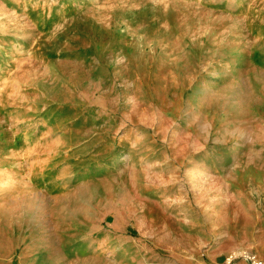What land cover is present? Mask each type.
Here are the masks:
<instances>
[{"label":"rangeland","instance_id":"obj_1","mask_svg":"<svg viewBox=\"0 0 264 264\" xmlns=\"http://www.w3.org/2000/svg\"><path fill=\"white\" fill-rule=\"evenodd\" d=\"M69 254L264 264V0H0V264Z\"/></svg>","mask_w":264,"mask_h":264},{"label":"crops","instance_id":"obj_2","mask_svg":"<svg viewBox=\"0 0 264 264\" xmlns=\"http://www.w3.org/2000/svg\"><path fill=\"white\" fill-rule=\"evenodd\" d=\"M45 247H46V250L49 249L50 245L48 243H45V242H42V245H41V249L42 251L44 252L45 250ZM29 249L31 250H34L35 248L32 246V248L30 247ZM39 245L36 246V252H27L28 256L32 257V256H35V259L38 258V255H39ZM43 252H41V256H43ZM68 257H63L62 256V260L65 261V264H72V254H69L67 255Z\"/></svg>","mask_w":264,"mask_h":264},{"label":"built area","instance_id":"obj_3","mask_svg":"<svg viewBox=\"0 0 264 264\" xmlns=\"http://www.w3.org/2000/svg\"><path fill=\"white\" fill-rule=\"evenodd\" d=\"M247 259L250 261V264H263L260 260L257 259V257L254 256L247 257ZM232 260L229 259L227 264H231Z\"/></svg>","mask_w":264,"mask_h":264}]
</instances>
